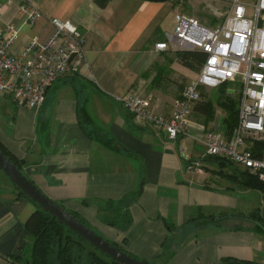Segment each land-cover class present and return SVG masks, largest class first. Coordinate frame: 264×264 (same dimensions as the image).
Listing matches in <instances>:
<instances>
[{"label": "crops", "instance_id": "obj_1", "mask_svg": "<svg viewBox=\"0 0 264 264\" xmlns=\"http://www.w3.org/2000/svg\"><path fill=\"white\" fill-rule=\"evenodd\" d=\"M0 4V30L12 23L20 29L14 52L34 36L46 40L52 18L73 21L85 36L81 73L55 81L39 111L2 96L0 142L44 193L131 256L153 264H229L227 258L264 264L260 227L232 216L208 221L261 212L264 194L256 204L246 199L253 189L209 179L208 171H187V162L196 159L212 168L205 147L138 125L120 100L128 93L151 96L157 111L168 114L183 87L197 79L199 69L185 65L178 51L155 47L175 26L181 12L176 0ZM24 5L41 16L30 23ZM231 86L201 87L191 116L195 125L226 130L222 103L237 96L229 94ZM36 209L0 169V264H24L17 257L33 245L26 222ZM112 211L129 215L126 229L106 222Z\"/></svg>", "mask_w": 264, "mask_h": 264}, {"label": "built area", "instance_id": "obj_2", "mask_svg": "<svg viewBox=\"0 0 264 264\" xmlns=\"http://www.w3.org/2000/svg\"><path fill=\"white\" fill-rule=\"evenodd\" d=\"M219 1L227 4L220 24L210 27L179 12L166 40L155 44L158 51L201 50L207 55L197 79L183 87L171 112H158L151 96L128 93L120 100L138 125L151 126L170 139L190 137L205 147L206 156L225 158L264 181V152L257 151L264 144V0ZM22 12L30 23L41 16L32 6H22ZM51 22L53 32L46 40L34 36L19 52L10 49L19 27L12 23L0 30V93L19 107L39 111L55 81L81 73L84 34L71 20L52 18ZM224 83L232 84L230 95L239 96V121L230 137L191 119L202 97L201 87ZM186 170L201 174L205 165L201 159L191 160Z\"/></svg>", "mask_w": 264, "mask_h": 264}, {"label": "trees", "instance_id": "obj_3", "mask_svg": "<svg viewBox=\"0 0 264 264\" xmlns=\"http://www.w3.org/2000/svg\"><path fill=\"white\" fill-rule=\"evenodd\" d=\"M99 3L105 5L106 0H99ZM178 53L185 65L194 69H199V71L207 58L206 53L201 50H184L178 51ZM222 106L228 111V116L225 120V131L230 137L239 121V96L229 97L226 102L222 103ZM0 147L22 170L20 161L16 159L1 142ZM257 151L259 154H262V152H264V144H261L260 150L257 149ZM206 160L225 165H235L233 162L218 156H207ZM241 170L239 174L240 179L238 180L239 184L244 188L257 189L264 194V181H262L258 175L252 174L248 170ZM21 194L28 197L22 191ZM34 203L37 205V209L26 222L27 228L34 237V242L31 250L23 257H17V261H21L24 264H120L91 245L87 240L61 223L49 212L41 209L38 203L35 201ZM112 213L113 215H109L106 218L108 224L114 225L122 230L129 226L131 218L126 212L112 211ZM251 216L258 219L262 218L260 211L255 212ZM225 260L229 264H260L255 261L236 258H227Z\"/></svg>", "mask_w": 264, "mask_h": 264}, {"label": "water", "instance_id": "obj_4", "mask_svg": "<svg viewBox=\"0 0 264 264\" xmlns=\"http://www.w3.org/2000/svg\"><path fill=\"white\" fill-rule=\"evenodd\" d=\"M152 1H164V0H152ZM0 169L9 177L22 192H24L29 198L39 204L41 209L49 212L56 217L61 223L68 226L71 230L76 232L82 238L87 240L91 245L99 249L102 253L108 255L111 259L117 261L120 264H153L148 260L138 259L121 247L113 244L108 239L104 238L101 234L97 233L94 229L84 224L76 215L68 211L64 206L54 201L46 193H44L38 185L27 176L7 155L0 147ZM228 216L246 219L253 224L257 225L264 231V204L261 209L262 218L258 219L252 216L244 214L233 215H220L211 217L209 222H220L225 220Z\"/></svg>", "mask_w": 264, "mask_h": 264}, {"label": "rangeland", "instance_id": "obj_5", "mask_svg": "<svg viewBox=\"0 0 264 264\" xmlns=\"http://www.w3.org/2000/svg\"><path fill=\"white\" fill-rule=\"evenodd\" d=\"M180 6L181 12H187L196 18H198L202 23L206 24H220L224 19V14L227 12V4L219 1V0H176ZM216 10L222 12V14L217 13ZM2 94L0 93V104L6 102L2 98ZM211 167L209 166L205 169L204 174L208 171L209 179L215 178L217 182L228 183L232 187H242L239 184V174L241 173L240 167L236 165L229 164H220L218 162H210ZM238 177V178H237ZM261 191L257 189H253L248 192L246 195V199L250 202L256 203L259 201L258 198L261 196ZM245 199V200H246ZM246 200V201H247ZM245 220H243L244 222ZM95 231L99 232L97 229ZM103 236V235H102ZM104 237V236H103ZM105 238L108 239V236ZM109 240V239H108ZM110 242H114L110 240Z\"/></svg>", "mask_w": 264, "mask_h": 264}]
</instances>
